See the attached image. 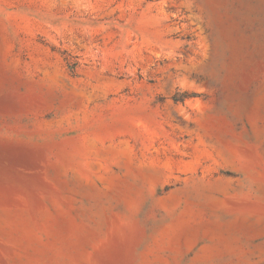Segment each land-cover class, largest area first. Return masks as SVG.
<instances>
[{"label":"rangeland","instance_id":"obj_1","mask_svg":"<svg viewBox=\"0 0 264 264\" xmlns=\"http://www.w3.org/2000/svg\"><path fill=\"white\" fill-rule=\"evenodd\" d=\"M0 264H264V0H0Z\"/></svg>","mask_w":264,"mask_h":264},{"label":"trees","instance_id":"obj_2","mask_svg":"<svg viewBox=\"0 0 264 264\" xmlns=\"http://www.w3.org/2000/svg\"><path fill=\"white\" fill-rule=\"evenodd\" d=\"M76 66H77V63H72V64H69V65H68V67H69V69H70V71H71L72 73H74V70H75ZM175 100H176V101H179L180 99L176 97Z\"/></svg>","mask_w":264,"mask_h":264}]
</instances>
